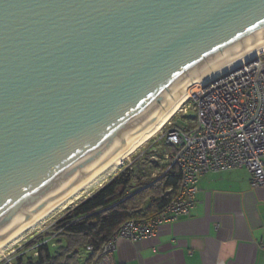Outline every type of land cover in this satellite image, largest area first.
<instances>
[{"label": "water", "instance_id": "obj_1", "mask_svg": "<svg viewBox=\"0 0 264 264\" xmlns=\"http://www.w3.org/2000/svg\"><path fill=\"white\" fill-rule=\"evenodd\" d=\"M262 42L264 0H0V243Z\"/></svg>", "mask_w": 264, "mask_h": 264}, {"label": "built area", "instance_id": "obj_2", "mask_svg": "<svg viewBox=\"0 0 264 264\" xmlns=\"http://www.w3.org/2000/svg\"><path fill=\"white\" fill-rule=\"evenodd\" d=\"M189 91L177 113L185 118L191 110L192 120L185 126L169 121L154 139V144L165 142L176 149L164 155L165 171L172 166L180 171L176 196L153 216L123 222L91 264H118L113 253L119 241L136 243L153 237L161 224L187 216L204 174L246 168L251 187H264V56L208 82H195ZM91 251L88 245L85 252ZM11 259L5 262L12 264Z\"/></svg>", "mask_w": 264, "mask_h": 264}, {"label": "crops", "instance_id": "obj_3", "mask_svg": "<svg viewBox=\"0 0 264 264\" xmlns=\"http://www.w3.org/2000/svg\"><path fill=\"white\" fill-rule=\"evenodd\" d=\"M197 188L187 216L161 224L153 237L119 241L115 262L264 264V187L252 188L249 171L238 168L204 174Z\"/></svg>", "mask_w": 264, "mask_h": 264}, {"label": "trees", "instance_id": "obj_4", "mask_svg": "<svg viewBox=\"0 0 264 264\" xmlns=\"http://www.w3.org/2000/svg\"><path fill=\"white\" fill-rule=\"evenodd\" d=\"M159 144L168 147V154L176 152L165 142ZM156 146L152 145L140 160H134L132 165L111 175L88 196L66 208L56 219L51 232L45 234L49 239L56 238L57 248L52 250L48 241L42 244L30 242L25 246L30 250L29 255L22 252L13 256L12 264H91L107 238L123 222L159 213L176 196L180 171L172 166L152 176L166 154L158 152ZM149 157L160 160L151 161ZM88 245L92 246V251L86 253ZM0 264L8 263L2 261Z\"/></svg>", "mask_w": 264, "mask_h": 264}, {"label": "bare ground", "instance_id": "obj_5", "mask_svg": "<svg viewBox=\"0 0 264 264\" xmlns=\"http://www.w3.org/2000/svg\"><path fill=\"white\" fill-rule=\"evenodd\" d=\"M264 54V42L252 46L251 48L232 56L219 65L209 69L200 75L194 82H208L218 76L227 74L244 64L255 60L260 55ZM192 82V83H194ZM191 85V84H190ZM186 89L177 93L171 100H169L163 110L148 123L138 134L130 146L119 152L113 159L106 162L99 168L92 176L80 183L62 200L54 206L42 212L38 217L30 221L27 225L17 230L15 233L7 237L0 243V257H3L7 251L23 241L31 233L41 229L52 218L63 212L67 207L74 204L81 197L88 194L91 189L99 185L102 181L114 174L123 163L130 158V156L151 140L160 130L170 121V119L181 109L182 105L189 98V86Z\"/></svg>", "mask_w": 264, "mask_h": 264}, {"label": "rangeland", "instance_id": "obj_6", "mask_svg": "<svg viewBox=\"0 0 264 264\" xmlns=\"http://www.w3.org/2000/svg\"><path fill=\"white\" fill-rule=\"evenodd\" d=\"M260 56H264V54L260 55ZM194 117V113L189 110L188 113L185 115V118L184 117H180V115L178 113H176L171 119H170V122H172L173 125L175 126H185V125H188V121L192 120V118ZM167 126V124L161 129L163 130L165 127ZM158 134V133H157ZM156 134V135H157ZM155 135V136H156ZM153 137L151 140H149L146 144H144L141 148H139L136 152H134L130 158L128 160H126L123 165L114 173H118L120 171H123L127 166L129 165H132L134 160H140L145 151L148 150L152 145H155L154 143V139L156 137ZM159 143V142H158ZM156 146V149L158 150V152H162V153H167L168 152V147L164 146L163 144H159ZM158 147V148H157ZM149 159L151 161H159L160 159L157 158V157H149ZM142 162V161H140ZM161 167H160V170L161 169H164L165 168V164H166V160L165 158L161 161ZM159 170V171H160ZM154 172V171H153ZM156 173V171L154 172ZM112 174V176L114 175ZM111 177V175L105 179L104 181H102L99 185L95 186L93 189H91V191L86 194L84 197L88 196L91 192H93L95 189H97L98 187H100L104 182H106L109 178ZM135 184V183H134ZM83 198V197H81ZM80 200V199H79ZM78 201V200H77ZM75 204V203H74ZM71 206V205H70ZM69 206V207H70ZM66 210V209H65ZM64 210V211H65ZM63 211V212H64ZM61 212L60 214H58L57 216H55L54 218H52L50 221H48L45 225L42 226L41 229L37 230L36 232H33L31 233V235L27 236L23 241H21L20 243H18L16 246H14L13 248H11L9 251H7V253L3 256V257H0V263L2 261H6L7 259L9 258H12L13 256H16L18 255L19 253H22L24 252L25 256L29 255L30 253V250L29 249H25V246L30 243V242H44V241H48V245L50 246V248L52 250H54L55 248H57L58 244L56 242V238H53V239H49L46 237L45 234L47 233H50L51 230H52V226L54 225L56 219L63 213ZM56 234V233H55ZM43 240V241H42ZM84 258V257H83Z\"/></svg>", "mask_w": 264, "mask_h": 264}]
</instances>
